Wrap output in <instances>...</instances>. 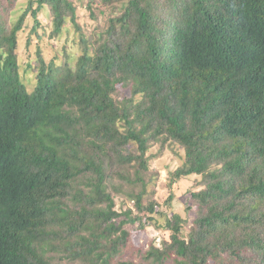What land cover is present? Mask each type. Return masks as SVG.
Listing matches in <instances>:
<instances>
[{
	"label": "trees",
	"instance_id": "obj_1",
	"mask_svg": "<svg viewBox=\"0 0 264 264\" xmlns=\"http://www.w3.org/2000/svg\"><path fill=\"white\" fill-rule=\"evenodd\" d=\"M15 2L0 0V264H264V0ZM167 140L184 151L168 186L201 175L188 230L172 196L145 202L146 152ZM127 224L169 236L135 247Z\"/></svg>",
	"mask_w": 264,
	"mask_h": 264
},
{
	"label": "rangeland",
	"instance_id": "obj_2",
	"mask_svg": "<svg viewBox=\"0 0 264 264\" xmlns=\"http://www.w3.org/2000/svg\"><path fill=\"white\" fill-rule=\"evenodd\" d=\"M26 3L27 0H16L13 16L18 15L22 9H24ZM82 13L83 9L80 10V15H83ZM38 17L42 20V22L46 23L48 21L47 10H43L39 13ZM82 20L86 21V17L82 16ZM26 23L29 27L33 24V18L30 15L27 16ZM25 34H21V36L24 37ZM65 35H68L70 40L75 38V34L71 31V29L69 31H65L63 38ZM21 48L19 56L21 58H25L23 41ZM183 154V149L172 141L170 142L167 140L165 142H154L149 145L146 152V156L149 157V170L145 175V178L148 180L145 202L148 198L154 199L161 204V209L165 211V200L168 196H172V211L187 219V225L184 229L188 230L191 226L192 219L194 218L193 206L188 201V195L190 191L198 190L201 187L200 184H197V182L201 179V175L191 174L174 182L172 187L168 186V173L180 165ZM116 182L118 183L119 180H116L115 183ZM113 197L115 200V209L117 211L120 212L127 208H131L134 213H136L132 200L126 197L124 191H120L118 193L113 192ZM189 205H191V209H189ZM125 227L129 231L130 242L135 247L142 246L144 248H148V245L151 243L155 246H160L162 239H167L169 236L167 231L157 228L155 225L146 226L144 229L138 228L137 224H127ZM127 258L135 259L130 256Z\"/></svg>",
	"mask_w": 264,
	"mask_h": 264
}]
</instances>
